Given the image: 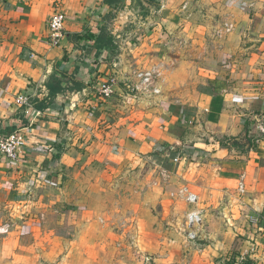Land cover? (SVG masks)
I'll use <instances>...</instances> for the list:
<instances>
[{
  "label": "crops",
  "instance_id": "crops-1",
  "mask_svg": "<svg viewBox=\"0 0 264 264\" xmlns=\"http://www.w3.org/2000/svg\"><path fill=\"white\" fill-rule=\"evenodd\" d=\"M54 13L65 16L57 47L47 43ZM194 18L229 27L247 43L228 84L218 77L189 91L186 67L174 65V38ZM155 65L160 94L135 98L124 81ZM110 78L114 94L103 98L98 91ZM20 95L34 101L25 121L15 117L24 111ZM16 130L26 136L21 155H0V200L15 213L8 238L16 260L25 256L16 264H50L54 257L55 264H81L83 249L93 250L91 264H118L103 234L86 229L99 218L103 181L149 161L175 174L180 160L216 169L210 186L228 213L227 231L221 226L200 264H221L212 259L239 236L234 259L264 264V0H2L0 138Z\"/></svg>",
  "mask_w": 264,
  "mask_h": 264
},
{
  "label": "rangeland",
  "instance_id": "rangeland-1",
  "mask_svg": "<svg viewBox=\"0 0 264 264\" xmlns=\"http://www.w3.org/2000/svg\"><path fill=\"white\" fill-rule=\"evenodd\" d=\"M206 20L186 19L182 27L185 26L187 31L184 34L178 31L174 38L175 45L170 48V55L178 60L174 65L186 67L189 91L204 84L210 87L218 81V77L225 78L223 83L228 84L232 70L241 65L247 52V43L236 41L233 30L226 32L223 26L216 29L203 22ZM246 33L244 31L239 35L247 40ZM135 38L136 33L133 31V39ZM181 41L185 43L181 45ZM181 66L178 68L183 70ZM207 163L205 160L196 163H182L180 160L179 169L171 174L162 171L154 161H149L141 167L129 169L121 176L112 175L110 179L103 181L104 201L98 209L99 218L86 229L103 234L105 247L111 249L108 251L111 262L143 264L145 256H151L155 264L206 262L207 256L209 258L212 254L213 245L217 243L221 226L223 232L229 227L227 210L224 206L221 207L222 196L210 186L216 169L208 166L207 170ZM171 164L178 165L173 162ZM189 194L197 197L196 203L187 202ZM225 197L229 198L224 195ZM200 210L204 215L201 225L188 229L187 215ZM14 214L13 206L0 200V264H16L25 257L19 255L16 260L12 253L13 245L8 238L13 229ZM189 230L197 233L193 241L187 239ZM224 238L226 245L229 237L224 235ZM241 239L242 236L235 237L232 248L212 261L227 264L228 260L236 258L241 252ZM93 257L92 249H83V255L77 263L91 264ZM98 257L100 259L107 255ZM68 260L72 261L71 258ZM56 262L54 257L50 264Z\"/></svg>",
  "mask_w": 264,
  "mask_h": 264
},
{
  "label": "built area",
  "instance_id": "built-area-1",
  "mask_svg": "<svg viewBox=\"0 0 264 264\" xmlns=\"http://www.w3.org/2000/svg\"><path fill=\"white\" fill-rule=\"evenodd\" d=\"M65 16L62 13H54L48 17L46 21L47 29V43L53 47L60 45V42L64 36ZM229 27L225 26V31L229 32ZM160 67L155 65L148 69H138L132 73L130 80H125L126 87L129 92L136 98L150 97L160 94V87L158 86L160 79ZM114 78L108 79L102 84L98 93L103 98H110L114 94L113 86L116 84ZM16 103L23 108V114L28 115L33 110L32 103L24 96L20 95L16 98ZM26 146V136L22 130H16L10 134H7L4 138H0V155L7 160L15 161L21 155L24 147ZM176 161V160H174ZM239 192H243V185L240 184L238 188ZM187 202L196 203L197 197L193 194L187 196ZM200 212H191L187 215V228H195L201 225L203 214ZM197 233L195 230H189L187 239L189 241L195 240ZM154 259L151 256H145L142 260L143 264H155Z\"/></svg>",
  "mask_w": 264,
  "mask_h": 264
},
{
  "label": "trees",
  "instance_id": "trees-1",
  "mask_svg": "<svg viewBox=\"0 0 264 264\" xmlns=\"http://www.w3.org/2000/svg\"><path fill=\"white\" fill-rule=\"evenodd\" d=\"M152 1H155V0H152ZM105 31H104V29L103 30H100V34H99V36L96 38V41L94 42V45H93V48L95 49V50H98V49H100L102 46H103V41H104V36H105ZM53 82V81H52ZM52 82H51V84L49 85V89H55V88H52ZM56 90H58V91H60L61 89H60V87L58 86L57 88H56ZM34 103V101L32 102V104ZM46 104H48V102L46 101L45 102V105ZM34 105V104H33ZM35 106L37 107V108H40L41 106H39L38 104H35ZM42 108V107H41ZM22 114H23V112H22ZM26 116L27 115H17V116H15V117H17V118H19L21 121H25V118H26ZM7 135V134H6ZM6 135H4V136H2L3 138L6 136ZM227 264H255L254 262H252L251 260H248V259H246V260H244V261H242V262H238L237 260H235V259H232V261H229L228 260V262H227Z\"/></svg>",
  "mask_w": 264,
  "mask_h": 264
}]
</instances>
